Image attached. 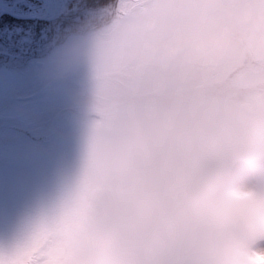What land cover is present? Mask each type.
Listing matches in <instances>:
<instances>
[{"label": "rangeland", "instance_id": "374dc122", "mask_svg": "<svg viewBox=\"0 0 264 264\" xmlns=\"http://www.w3.org/2000/svg\"><path fill=\"white\" fill-rule=\"evenodd\" d=\"M69 1L0 0V19L24 22L0 34V148L33 126L27 120L9 126L10 120L49 117L32 130L43 134L55 112L72 116L68 107L77 98L86 105L95 96L108 109L107 82L130 77L122 69L146 49L151 56L161 52L156 76L175 61L245 73L217 77L218 84L235 86L225 100L173 115L154 106L112 122L88 118L56 129L46 148L28 143L0 152V264H208L203 221L191 198L202 178L249 173L256 190L244 195L264 207V0H156L120 24L111 40L56 49L59 29L52 24ZM238 16L247 22L237 25ZM107 19L101 10L75 28L86 33ZM238 30L254 39L192 51ZM188 93L164 92L154 100Z\"/></svg>", "mask_w": 264, "mask_h": 264}, {"label": "trees", "instance_id": "16d2710c", "mask_svg": "<svg viewBox=\"0 0 264 264\" xmlns=\"http://www.w3.org/2000/svg\"><path fill=\"white\" fill-rule=\"evenodd\" d=\"M154 1L156 0H70L66 4L65 11L56 19L55 22L57 23L55 25L52 24L53 27H58L57 30L59 29V36L55 42L56 49L68 50L83 43V41L99 37H102L105 40H111L115 36L114 34L120 29V24L122 25L127 18L137 17L148 12L149 6ZM101 10L108 14V19L100 21V23L95 25L94 28L91 27L86 33H80L84 35H80L79 32L76 31L77 29L75 27L79 24H84L86 21L85 18H88L92 13H98ZM2 19L4 20V25L0 26V34L3 33L5 29L12 28L15 22H22L15 20L11 16H4ZM34 22L41 24L40 21ZM54 31H56V29H54L53 32ZM238 31H236V33ZM1 37L2 35H0V42L3 43ZM149 51L150 52L146 49L135 55L122 69V72L124 74H128L130 77L119 76L116 79L117 81L112 83L111 81L107 82V87H111L109 95L110 99H106L107 96L104 97L105 100L109 101L106 105V107L108 106V109H101V107L98 106L100 103L97 101L95 96H92V102H88L86 105L82 104L86 101H81L77 98L76 103L78 105H71L68 107L71 111H73L72 116H63V114L67 112L66 109H61L58 112H55L51 120L47 122V131L49 132L45 131L43 134L32 132V130L38 123L39 126L45 125L44 121L50 119L49 117L40 116L34 121H32V119L29 120V118H23L20 120L14 119L13 121L10 120L7 122L9 126L12 124H21V126H23L25 125L24 120H27L30 124L33 122V126H27L28 129L23 131L18 138L7 141V143L4 144L5 147L0 148V152L3 153V151L9 146L18 147L22 150L28 143H37L38 145L46 148L45 146L48 145L49 140L53 139L54 141L56 139L57 132H54L56 129H67L73 125H79L88 118L112 122L114 119L128 113L131 110L139 108L150 109L154 106L166 115H173L176 113H182V110L185 108L188 110L198 104L207 103L212 99L221 98L225 100L227 94L232 92L231 89H235V86L232 85L231 81L228 85L218 84L219 80H216L217 77L223 76L225 73L227 74L226 79L230 80L231 78L232 80L236 76L238 77L242 75L241 72L244 69L243 67H238L230 71V67L229 69L225 67L224 70H221L224 66H221L220 64H212L211 67L209 66L207 68H203L202 65L199 64L186 63L184 65H180L178 64V61H175L173 65L168 68L161 69L160 73L156 76L153 74V70L156 69V66L159 64L161 52L155 56H151L152 50ZM249 56L250 55L248 54V59H251ZM153 59L155 62L152 63L151 60ZM247 64L249 68L253 65V62H247ZM215 68L219 71L216 70V72L213 73ZM228 72L230 73L228 74ZM242 73L244 74L245 72ZM38 74V77H41L43 81L51 83L55 81L47 79L44 74L41 75L42 73ZM206 76L207 78L205 79ZM151 82L155 83V86L158 84H162V86L159 88L151 87ZM140 85L144 86L145 91L142 92L139 90ZM178 90L181 92L189 91V95L184 94L178 97L170 95L165 98L163 97L161 99L159 98L154 100L156 96L161 97L164 92L175 93V91ZM32 95L33 94L19 96V99H27L28 97H32ZM87 105H91V107L94 106V108L91 109V112H87ZM74 107L75 109H73ZM103 113L105 114L103 115ZM83 114L87 115V117H83ZM33 119H35V116ZM61 124L63 125L60 126ZM5 128H8V126L2 128V130Z\"/></svg>", "mask_w": 264, "mask_h": 264}, {"label": "clouds", "instance_id": "9594fccd", "mask_svg": "<svg viewBox=\"0 0 264 264\" xmlns=\"http://www.w3.org/2000/svg\"><path fill=\"white\" fill-rule=\"evenodd\" d=\"M246 22L236 18L237 25ZM252 39L254 33L243 31L224 41L214 35L192 51H207L210 46L231 49ZM255 190L251 174L228 170L202 178L191 194L206 233L203 251L208 264H264V207L244 195Z\"/></svg>", "mask_w": 264, "mask_h": 264}, {"label": "water", "instance_id": "95a60500", "mask_svg": "<svg viewBox=\"0 0 264 264\" xmlns=\"http://www.w3.org/2000/svg\"><path fill=\"white\" fill-rule=\"evenodd\" d=\"M37 1V0H36ZM38 1H40V0H38Z\"/></svg>", "mask_w": 264, "mask_h": 264}]
</instances>
